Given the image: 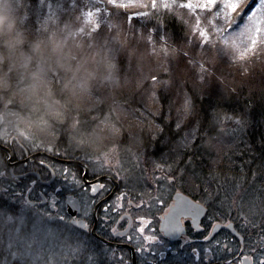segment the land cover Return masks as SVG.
I'll list each match as a JSON object with an SVG mask.
<instances>
[{"label": "trees", "instance_id": "16d2710c", "mask_svg": "<svg viewBox=\"0 0 264 264\" xmlns=\"http://www.w3.org/2000/svg\"><path fill=\"white\" fill-rule=\"evenodd\" d=\"M3 5L22 41L10 52L0 36L4 127L34 152L94 168L116 157L138 193L157 186L165 202L182 193L212 224L234 225L244 243L227 231V249L211 245L213 262L264 264V0ZM54 41H66L61 52ZM60 63L81 66L79 76ZM41 68L47 87L22 93ZM23 202L0 190V264H126L92 236L61 235L59 216Z\"/></svg>", "mask_w": 264, "mask_h": 264}, {"label": "flooded vegetation", "instance_id": "af4514ba", "mask_svg": "<svg viewBox=\"0 0 264 264\" xmlns=\"http://www.w3.org/2000/svg\"><path fill=\"white\" fill-rule=\"evenodd\" d=\"M131 183L117 180L100 166L94 168L79 159L34 152L4 127V119L0 120V190H17L32 209L43 207L59 216L64 228L58 230L65 237L75 233L92 236L117 258H124L126 264H213L212 243L218 242L227 249V231L241 237L228 224H212L206 207L183 194L205 207L206 212L201 218L196 213L181 217L184 232L174 240L164 234L162 224L178 193L165 202L159 198L156 186V199H148L143 191L132 192ZM69 197L80 202L81 211L75 218L68 209ZM80 222L85 224L78 225ZM218 224L221 229L212 234ZM237 260L238 264H253L249 257Z\"/></svg>", "mask_w": 264, "mask_h": 264}, {"label": "clouds", "instance_id": "9594fccd", "mask_svg": "<svg viewBox=\"0 0 264 264\" xmlns=\"http://www.w3.org/2000/svg\"><path fill=\"white\" fill-rule=\"evenodd\" d=\"M111 2V0H110ZM0 4H2V0H0ZM7 5H3L0 6V36H4V35H9L10 39L6 42V46L9 48V51H14L15 48L22 43V41H20L18 39V37H11V33L13 32V30L15 29V24L11 22V17L10 15L7 14ZM99 25H96V28H98ZM95 30V29H94ZM62 43H66L62 42ZM62 43H57V42H53V52L59 53L62 51ZM37 51H39V46H37ZM0 62H2V59H0ZM30 63L31 60L29 59L28 63H25L23 65H21L20 67H22L24 70H28L30 68ZM59 66L64 69L66 72H71L73 74L72 76V80H75L80 72H81V66H77L76 68H73L70 64H63L60 63ZM12 68H16V65L13 64ZM12 68L9 69V71L12 70ZM41 72H43V68L40 69V72H36V73H32L31 75V79H32V83L29 84L27 87H25L24 89L21 90L22 93H28L30 97H34L37 96V93L40 91L41 88L47 87L45 81L42 78ZM72 81H69V87L71 86ZM9 85L7 83V81L4 78H0V89H5L7 88ZM81 87H84L83 84L80 85ZM38 103L43 102L45 104H47V101H41L40 99L37 100ZM8 103L10 104L11 101H8ZM9 115H14V114H9ZM4 117L0 116V120H2ZM23 135L26 136V134L21 133ZM27 138V136H26Z\"/></svg>", "mask_w": 264, "mask_h": 264}, {"label": "water", "instance_id": "95a60500", "mask_svg": "<svg viewBox=\"0 0 264 264\" xmlns=\"http://www.w3.org/2000/svg\"><path fill=\"white\" fill-rule=\"evenodd\" d=\"M68 209L73 218H75L78 212L81 211L80 202L78 199L69 197L68 199ZM206 212L205 207L192 201L181 193L175 195V205L170 209L169 213L166 215L165 220L163 221L162 228L164 234L171 237L172 239H178L184 232V229L181 226V217L195 215L197 218H201ZM84 225L85 223L80 222L78 225ZM222 225L218 224L213 228L212 234L216 233L221 229ZM229 229L233 230L235 235L240 237L238 232L234 229L233 224L227 226ZM241 241L243 238L240 237ZM248 262V259H245ZM215 264H224V263H215Z\"/></svg>", "mask_w": 264, "mask_h": 264}, {"label": "rangeland", "instance_id": "374dc122", "mask_svg": "<svg viewBox=\"0 0 264 264\" xmlns=\"http://www.w3.org/2000/svg\"><path fill=\"white\" fill-rule=\"evenodd\" d=\"M95 163H100L99 166L102 169H104L107 173L112 174L114 177H116L117 180L123 181L125 179L126 181H129L128 179L131 177V175H130L131 174V172H130L131 170L128 167H126L125 165H123L122 162L119 163V161H117V158L114 157V156L106 155V156L100 157L97 160H95ZM131 190H132V192L135 191L132 188H131ZM152 192H155V190L154 189H150L149 194H150L151 197L148 196V199H156L157 195L154 194V196H152L151 195ZM144 193L145 192H143V194ZM155 193H157V192H155ZM145 195H146V193H145ZM160 197H162V195H160L159 198ZM24 202H23V204L25 205L26 204V200H24Z\"/></svg>", "mask_w": 264, "mask_h": 264}, {"label": "snow or ice", "instance_id": "6c2138e0", "mask_svg": "<svg viewBox=\"0 0 264 264\" xmlns=\"http://www.w3.org/2000/svg\"><path fill=\"white\" fill-rule=\"evenodd\" d=\"M212 2H214V0H212Z\"/></svg>", "mask_w": 264, "mask_h": 264}]
</instances>
